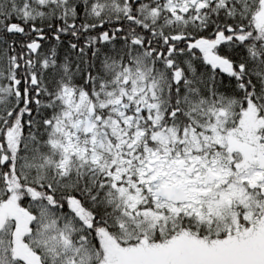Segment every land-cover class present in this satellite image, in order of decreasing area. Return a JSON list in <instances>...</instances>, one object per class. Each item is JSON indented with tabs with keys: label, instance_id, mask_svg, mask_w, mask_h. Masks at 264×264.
Instances as JSON below:
<instances>
[{
	"label": "snow or ice",
	"instance_id": "6c2138e0",
	"mask_svg": "<svg viewBox=\"0 0 264 264\" xmlns=\"http://www.w3.org/2000/svg\"><path fill=\"white\" fill-rule=\"evenodd\" d=\"M0 264H264V0H0Z\"/></svg>",
	"mask_w": 264,
	"mask_h": 264
}]
</instances>
